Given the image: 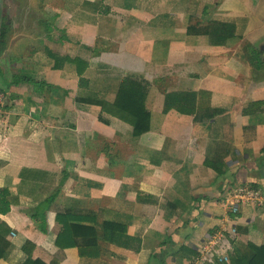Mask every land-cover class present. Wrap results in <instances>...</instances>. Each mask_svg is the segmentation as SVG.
I'll return each mask as SVG.
<instances>
[{"label": "crops", "instance_id": "1", "mask_svg": "<svg viewBox=\"0 0 264 264\" xmlns=\"http://www.w3.org/2000/svg\"><path fill=\"white\" fill-rule=\"evenodd\" d=\"M43 1L0 0V90L10 111L0 189L17 195L25 167L66 171L58 204L78 200L141 240L140 254L100 241L106 253L79 258L72 249L61 264H193L218 230L263 246L264 208L229 209L227 199L243 186L264 192V0ZM82 62L88 80L110 71L149 81L147 133L106 124L97 106L77 101ZM173 92L198 94L197 112H166ZM203 113L216 117L196 119ZM46 198L20 196L0 216L16 252L25 239L58 251Z\"/></svg>", "mask_w": 264, "mask_h": 264}, {"label": "trees", "instance_id": "2", "mask_svg": "<svg viewBox=\"0 0 264 264\" xmlns=\"http://www.w3.org/2000/svg\"><path fill=\"white\" fill-rule=\"evenodd\" d=\"M4 36L3 30L0 51L6 47ZM77 69L81 88L76 99L97 106L101 110L102 122L107 124L111 119H119L128 123L133 127L135 137L150 130L151 114L145 107L150 88L149 81L137 76L121 77L110 71L101 74L95 80H88L82 77L87 70L85 62L77 66ZM197 101L198 94L173 92L167 96L165 111L175 109L180 113L193 114L197 112ZM204 116L205 119H215L216 114H197L196 119ZM214 127L215 125L212 130ZM215 150L216 148L213 151ZM224 158L221 159V167ZM20 175L22 176L17 195H12L9 190L0 189V216L8 214L19 202L20 196L30 198H36L38 195L48 196V199H45V212L49 210L52 221L61 228L56 241L58 251L51 254L40 249L33 241L25 239L20 251L16 252L12 241L15 231L0 217V262L4 260L11 264H61L72 249L77 250L79 258L97 257L106 253V249L100 246V241L109 242L126 250H134L136 254L141 253V240L131 236L127 224L113 220L101 223L98 213L88 209L78 200L70 204L57 203L58 194L69 178L66 171L25 167ZM226 234L231 247L213 252L202 264H264V245L259 247L234 238L229 230H226ZM193 255H195L193 264H197L201 255L197 251H194ZM175 256H181V253L178 252Z\"/></svg>", "mask_w": 264, "mask_h": 264}, {"label": "built area", "instance_id": "3", "mask_svg": "<svg viewBox=\"0 0 264 264\" xmlns=\"http://www.w3.org/2000/svg\"><path fill=\"white\" fill-rule=\"evenodd\" d=\"M10 111L7 103V94L0 90V131L7 127V120ZM229 209L242 208L250 206L255 208H264V192L255 187H239L235 193L227 199ZM200 257L197 264H202L213 252L220 249L229 248V240L226 230H218L214 233H208L200 244Z\"/></svg>", "mask_w": 264, "mask_h": 264}, {"label": "rangeland", "instance_id": "4", "mask_svg": "<svg viewBox=\"0 0 264 264\" xmlns=\"http://www.w3.org/2000/svg\"><path fill=\"white\" fill-rule=\"evenodd\" d=\"M28 1H29V0H28ZM30 1H32V2H33L34 4H36V5L38 4V6L43 5V2H44L43 0H30ZM24 4H25L26 6H31V5H30L31 3H27V2H26V3H24ZM200 246H201V245H199V246L197 247V253L200 252V250H199V249L201 248Z\"/></svg>", "mask_w": 264, "mask_h": 264}]
</instances>
